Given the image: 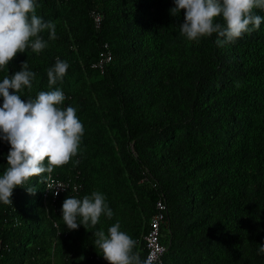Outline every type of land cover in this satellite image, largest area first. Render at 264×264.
I'll return each instance as SVG.
<instances>
[{
	"label": "trees",
	"instance_id": "1",
	"mask_svg": "<svg viewBox=\"0 0 264 264\" xmlns=\"http://www.w3.org/2000/svg\"><path fill=\"white\" fill-rule=\"evenodd\" d=\"M36 3V14L55 23L56 39L45 30L48 46L17 53L0 69V82L27 61L35 78L18 93L22 100L60 88L61 107L77 109L84 127L78 154L50 173L81 189L50 204L42 195L47 173L30 178L34 194L15 188L12 206L0 203V264H108L93 233L107 235L117 221L142 259L159 199L166 205L163 264H264L257 254L264 243V20L217 46L215 33L198 42L180 34L184 10L171 14L174 0ZM92 11L102 15L99 27ZM104 43L111 59L101 71L92 63ZM57 58L69 68L49 87L47 69ZM9 148L0 141V175ZM94 191L113 217L67 230L63 200Z\"/></svg>",
	"mask_w": 264,
	"mask_h": 264
},
{
	"label": "clouds",
	"instance_id": "2",
	"mask_svg": "<svg viewBox=\"0 0 264 264\" xmlns=\"http://www.w3.org/2000/svg\"><path fill=\"white\" fill-rule=\"evenodd\" d=\"M36 0H0V69L16 56L31 48L40 53L48 44L41 35L45 30L49 40L56 39V25L44 21L36 14ZM184 10L180 34L189 41L198 42L201 37L217 35L215 43L223 46L232 43L246 33L258 30L264 17L255 15L254 9L264 10V0H174L171 14ZM220 17L223 24L215 22ZM21 70L5 76L0 82V141L10 145L7 153L8 167L0 175V203L12 206L13 190L25 188L30 178L50 173L54 167L63 166L78 154L84 127L77 116V109L61 105L66 97L60 88L40 91L34 99L22 100L18 94L31 90L35 73L28 70L27 61ZM69 64L59 58L47 69L48 85L62 82ZM12 90L11 92L9 90ZM47 161V164H45ZM111 219L113 211L104 194L94 191L82 199L66 197L60 208V216L67 230H77L81 225L95 227L101 215ZM61 228L59 223L54 225ZM119 221L104 231L98 230L95 245L108 264H147L134 252L136 241L120 230ZM258 255L264 254V243Z\"/></svg>",
	"mask_w": 264,
	"mask_h": 264
},
{
	"label": "built area",
	"instance_id": "3",
	"mask_svg": "<svg viewBox=\"0 0 264 264\" xmlns=\"http://www.w3.org/2000/svg\"><path fill=\"white\" fill-rule=\"evenodd\" d=\"M92 19L96 27H99L102 20V15L99 12H91ZM111 59V51L108 49L107 43L102 45L98 59L92 63L93 68L103 70L105 64ZM81 189V184L75 179L59 178L52 173H47L43 186L44 201L53 204L59 194L68 192L76 194ZM166 205L162 199L157 200L155 211L150 216L149 229L143 235V245L145 253L142 260L147 264H163V255L166 251V245L161 241V227L165 222ZM59 233V232H58Z\"/></svg>",
	"mask_w": 264,
	"mask_h": 264
}]
</instances>
